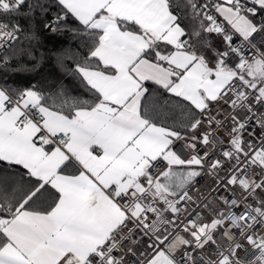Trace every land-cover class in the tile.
Here are the masks:
<instances>
[{"label":"snow or ice","instance_id":"snow-or-ice-1","mask_svg":"<svg viewBox=\"0 0 264 264\" xmlns=\"http://www.w3.org/2000/svg\"><path fill=\"white\" fill-rule=\"evenodd\" d=\"M257 36L264 0H0V264H264V51L245 54ZM46 46L86 98L27 78ZM205 170L230 210L182 220Z\"/></svg>","mask_w":264,"mask_h":264},{"label":"built area","instance_id":"built-area-1","mask_svg":"<svg viewBox=\"0 0 264 264\" xmlns=\"http://www.w3.org/2000/svg\"><path fill=\"white\" fill-rule=\"evenodd\" d=\"M200 2L202 3L203 0H200ZM218 19L221 22L225 23L226 25V22H224L222 18L218 17ZM239 42L240 41L238 38L235 39V43H239ZM255 46H256L255 49H252V48L245 49V54L248 57H253L254 55H258V52L262 51L256 44ZM212 107L213 109H215L216 107H220L221 112L218 114V118H222L225 120L232 114V111H233L230 108V106L224 104L223 102H221L220 105H213ZM236 114L238 115L240 119L245 118L244 110L237 109ZM228 127H231L230 122L228 124ZM228 139H229L228 128L222 127L218 129V135L214 137L212 142L214 145L217 146V148H219L226 141H228ZM244 141L251 143L253 148L257 147V145L259 144V138L253 139L247 134L244 135ZM183 144H184V141H179L174 145V150L182 158L187 157L188 155V151L186 149H182L181 147V145ZM158 163L160 164V166L153 172L154 176L159 175V173L166 168V164L164 162L160 161ZM257 171L258 170L253 171V173L249 176V180L252 183H255V180L257 179ZM218 175L222 177L225 175V173L219 172ZM216 176L217 174H214V173H211L205 170L203 175L197 178L198 182H194L192 184V186L189 188V193L192 196L194 203H189L185 205L186 211L181 216L182 220H186L188 218L189 213L201 212L203 215L204 222H207L209 219V209L205 207L206 204L209 205L212 209L223 210L225 214L228 213L230 209L220 202V196L227 197L230 195V192L228 189H225L223 192H220L219 195H217V193L219 192V189L217 188V184L214 182L216 180ZM237 191L239 192L240 190L237 189ZM260 195H264V193H261ZM216 242H217V246L222 249H227L231 243L229 239H226L225 237L220 236V235H217ZM184 243H186V240L184 239V237L182 235H177L175 241L173 242L172 251L174 253H177V255H179L178 252L181 250V246ZM115 254L117 256L124 255L122 251H117ZM204 255L210 259L214 257L215 253L209 250V251H206Z\"/></svg>","mask_w":264,"mask_h":264},{"label":"trees","instance_id":"trees-1","mask_svg":"<svg viewBox=\"0 0 264 264\" xmlns=\"http://www.w3.org/2000/svg\"><path fill=\"white\" fill-rule=\"evenodd\" d=\"M183 2V0H182ZM54 14V13H53ZM257 20L259 17L256 18ZM188 21L185 20L184 24H187ZM210 42L212 44V47L223 49V43L221 40V37L213 35L210 38ZM59 44L63 45L66 49H68V55L76 56L77 51H80L81 53L84 51L83 48L78 47V42H76L73 39V36L70 32H65L63 39L59 42ZM59 47V45L57 46ZM45 53V59L43 66L39 69V71L35 74H29L27 76L28 79H34L35 81H39L42 86L45 88L53 87L54 82L63 80L64 84L67 85L70 92L76 96H79L80 98H86L87 94L83 91V89L79 85V81L75 80L72 77L64 75L59 68L56 66V59L55 57L49 52V47L46 46L43 49ZM202 51L205 53L206 56H208L210 59L212 58V52L208 48H203ZM36 56L39 57L40 52L37 51ZM231 63H235L234 58L230 61ZM15 61H13V66H15ZM23 63L27 64L29 67L34 63V61H30L27 58H24ZM64 64L68 68L73 67V62L70 59H65ZM3 73H0V76H2ZM13 80L19 81L20 83H23L25 80V77L23 75L17 76V77H10L8 79V83H12ZM52 81V84H49L48 82ZM147 85L151 87H156L151 82H147Z\"/></svg>","mask_w":264,"mask_h":264},{"label":"rangeland","instance_id":"rangeland-1","mask_svg":"<svg viewBox=\"0 0 264 264\" xmlns=\"http://www.w3.org/2000/svg\"><path fill=\"white\" fill-rule=\"evenodd\" d=\"M255 41L258 42L261 46L264 45V39H262L260 36H257Z\"/></svg>","mask_w":264,"mask_h":264},{"label":"crops","instance_id":"crops-1","mask_svg":"<svg viewBox=\"0 0 264 264\" xmlns=\"http://www.w3.org/2000/svg\"><path fill=\"white\" fill-rule=\"evenodd\" d=\"M255 40H256V39H255ZM255 40H254V43H255V44H256V45H257L262 51H264V47H262V46H261L258 42H256Z\"/></svg>","mask_w":264,"mask_h":264}]
</instances>
